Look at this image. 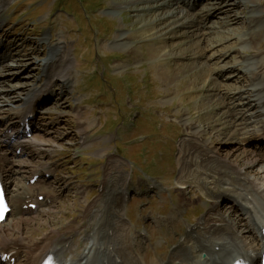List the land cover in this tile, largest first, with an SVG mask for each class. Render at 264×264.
I'll list each match as a JSON object with an SVG mask.
<instances>
[{
	"label": "rangeland",
	"instance_id": "obj_1",
	"mask_svg": "<svg viewBox=\"0 0 264 264\" xmlns=\"http://www.w3.org/2000/svg\"><path fill=\"white\" fill-rule=\"evenodd\" d=\"M15 1L18 3L14 5ZM117 1L122 2L120 9L115 8ZM126 1L0 0L6 7L1 18L5 26L0 23L4 26L0 28V42L6 47H0V55L8 56L1 73L9 82L8 91L0 96L3 111L20 105L35 88L43 87L46 77L40 66L53 45L61 46L57 56L65 54L68 58L70 54L72 61L66 71L70 82L64 85L55 76L50 89L57 95L41 103L42 109L34 119L37 131L29 139L34 142L27 141L22 150L11 146L8 157L0 159V166L7 164V169L9 160H16L14 170L22 160L26 168L19 169L15 178L24 183L36 165H55L49 175H41L40 184L36 183L38 193L53 194L55 201L42 200L29 215L16 216L11 211L1 223L4 230L0 241L20 237L26 242L18 258L21 264L25 263L27 246L53 231L59 233V246L72 240L71 249L61 258L65 264L80 256L84 242L91 241H85V236L96 225L92 221H103L100 230L110 221L97 186L104 176L114 187L122 188L129 181L132 196L116 215L120 211L118 215L124 218L127 210L132 223L127 218L121 221L126 228L120 231L127 230L124 236L117 235L128 242L127 236L146 229L147 243L142 244L145 249L140 255L146 264H162L187 221L212 215L208 212L225 219L223 225L234 229L249 254L256 247L251 232H256L254 221L262 222L257 218L259 208L264 213V166L260 160L251 166L248 161L264 150V142L255 136L264 116H257L258 112L255 115L260 99L254 95L260 88L257 82L264 84V72L254 69L255 63L264 61V0H256V6H251V0H240L238 5L236 0H227L234 8L225 13L216 12L214 0H202L197 7L188 8L191 17L197 18L195 24L192 21V26L186 27L167 26L165 12L172 7L162 6V0ZM256 15L260 19L250 22ZM194 25L201 27L196 31ZM44 33L47 41L40 40ZM119 33L126 35L116 40ZM59 63L60 59L55 66H63ZM10 119L0 120V132ZM78 134H84L83 144ZM192 143L197 144L193 152L188 146ZM0 144L4 149L6 145ZM206 146L214 152L203 155ZM218 156L236 162L240 171L235 173L227 165H220L223 168L219 170ZM244 171L251 172L245 182L241 175ZM151 178L161 182L150 192L152 197L136 195L132 186L150 182ZM24 183L19 188L26 186ZM142 185L141 191L146 190L147 185ZM68 186L70 189H66ZM211 189L250 204L254 221L240 212L233 199L210 195ZM179 190L193 203L187 205L185 215L183 211L167 234L156 223L178 202ZM132 197L139 198L132 202ZM210 201H214L213 210ZM96 210L101 217L94 215ZM247 224L251 232H247ZM100 232L97 241L103 239ZM116 237L113 242L119 245ZM123 251L138 264L134 252ZM187 252L184 248L181 253Z\"/></svg>",
	"mask_w": 264,
	"mask_h": 264
},
{
	"label": "bare ground",
	"instance_id": "obj_2",
	"mask_svg": "<svg viewBox=\"0 0 264 264\" xmlns=\"http://www.w3.org/2000/svg\"><path fill=\"white\" fill-rule=\"evenodd\" d=\"M136 1H139V0H127L125 2V4L133 3ZM200 1H202V0H162V6L172 7L171 10H166V12H165L166 17H167V19H165V23L168 22L167 26H169L170 24L171 25L175 24L176 26L181 25L183 27L192 26V21L194 20V18H197V17L196 16L191 17V15L189 14L188 8L189 7L190 8L197 7L198 6L197 4H199ZM239 2H241V1L236 0V5H238ZM121 3L122 2H119V1L115 2V8L120 9ZM250 3H252L251 6H256V0H251ZM213 4L216 6L214 8H216L217 13L229 12L234 8L233 6H231L230 3L227 2V0H214ZM150 7L153 8L152 6H150ZM3 8L5 9L6 7L3 5H0V23H1V26L4 24V22L1 21V18L3 15L2 12L4 11ZM209 9L212 10L213 8H209ZM257 10H259V9H257ZM257 17L258 16L256 15V17L250 18V22H253L255 20L257 21L260 19ZM193 24H195V22ZM198 25H194V26H196V31L199 30V28L201 27V26L198 27ZM1 26H0V28L4 29L5 24L3 27H1ZM124 35H126V33H119L118 35H116V40L122 39L124 37ZM201 35H202V32L199 34L200 38L202 37ZM42 39L47 41L48 35L46 33H44L43 36L40 38V40H42ZM247 43H249V42H247ZM3 45H4L3 43H0V47ZM52 50L53 51L50 52L51 53L50 56L48 55L49 57L46 58L44 60V63L40 66V70L41 71L43 70L45 72V77H46L44 82L42 81L43 87L39 88V86H38V88H35L33 92L29 93L25 98H23V101L20 105H18V104L15 106L12 105L8 109V111L7 110L3 111V109L0 107V120H4L5 118H8V117L12 118L14 115H15V117L26 116L30 112H38L39 113L40 110L42 109L41 102H43V101H40L41 98L48 96V99H50L52 95H57V93H54L55 91L50 89V86L52 85V82L55 81V78L56 77L60 78L61 83H63L64 85H66L70 82L71 76L69 73L66 72L68 70V68H70L72 66L71 56H70L69 52L66 53V54H69L68 58L65 56V54L57 56V52H59L61 50V46L59 45V43L53 45ZM3 56L4 55H0V96H2L5 92H7L8 88H9V87L7 88V85L9 84V82H7L8 78L5 77L6 75L3 76V74L1 73V70H2L1 68L4 66L5 59H6V58H3ZM58 59H60L59 64H62L63 66H55ZM66 62H67V64L64 65ZM252 62H256V60H254ZM257 62H259V61H257ZM262 62L263 63H261V64H260V62L255 63L256 66L254 67V69H255V71L258 70L257 73H263L264 72V61H262ZM55 68L58 70L55 71ZM255 79H256V77H255ZM255 79H254V81H255ZM257 84L258 85L260 84V88H258V89L256 88L257 90H256L254 95H255V99H257V100L260 99L259 100L260 110L255 111V113L258 112V115H257V113L256 114L254 113V114L257 116H262V113H263V116H264V86H263L264 84L261 81H258ZM254 86H255V84H254ZM59 94H62V92ZM37 101H39V102H37ZM250 117H251V115H250ZM18 121H19V119L16 120L14 118L9 120L8 124L10 123V125L8 127H6L5 130L0 132V142L6 145V146L3 145L4 149H0V152H2V151L5 152L3 154L0 153V159H6L8 157V150L7 149H9L11 146H15V149H23V146L25 144H29V143H26L27 141L34 142V139L29 140L31 137L27 138L28 135L25 136V135L19 134ZM79 130H81V129L79 128ZM36 131H37V129H36ZM193 131H195V130H193ZM194 133L195 132H193L192 134H194ZM255 136H256V138H260V139L262 137L264 138V120H262L258 123V127H257V131H256ZM11 139H13V140H11ZM35 142L39 143L38 141H35ZM0 146H1V144H0ZM188 146H190L189 151H192L197 146V144L192 143V145L190 144ZM206 147H207V149H206ZM206 147L204 148L205 154H203V155H207L208 153L214 152V149L211 148V146H206ZM215 152H216V150H215ZM217 153H218V150H217ZM13 156L16 157L15 154ZM263 159H264V156L262 157V160ZM7 160H9V159H7ZM259 160H261V159L259 158V156L257 154L256 157H254L253 159L248 161V164H249V166H251ZM9 161H10V165H9L8 169H7V166H8L7 164L3 168H2V166H0V177L2 176V178H4V179H2L3 186L5 189H7L9 191V197H8L9 200L8 201H9V204L11 207L10 212L14 211L16 214H18L16 216L29 215V214L33 213V210L31 209V207H29V205H30L29 203H37V205H41V203H42V201L37 200L38 194H36V193H38V191H39V186L36 185V183L33 184V186H30L29 182H27V183L17 182L15 175L17 173H19V171H20L19 169L25 170V168H26L25 163H22V160H18L17 163H19V161H20L19 164H21V165H18V169L14 170L13 166H14V161H16V160H14V161L9 160ZM220 165H224V167L227 165L230 168L235 169V173L237 171H240V169H241L238 167L236 162H234L232 160L229 161L228 158L224 157V156H218L217 157V167L219 166L218 167L219 170L222 167ZM263 166H264V164H263ZM6 169H7V172H3ZM51 169H52L51 163L38 164L33 169V172L30 175L28 174L29 177L28 176H27L28 178L26 177L27 181L34 174H39V176H40L42 171L43 172H49ZM21 172H24V171H21ZM245 173H247L248 176H245ZM250 173L251 172H245L244 171L241 174V175H243V178H242L243 182L246 181V179L249 177ZM12 178L14 179L13 184H11L13 182ZM251 181H252V178H251ZM37 182H39V181L37 180ZM107 182L108 181H105V179H104L101 183V185H102V191H101L102 192V199L101 200L105 201L104 207L106 209L107 214H109L110 221L105 223L104 230H100V227H103V223H102L103 221L102 222H99V220L97 222L92 221V223L93 224L95 223L96 225L92 226L91 232L88 234V237H87V235L85 236V241H86V239L91 240V241L88 242V244L84 242L82 252L78 254V256L79 255L80 256L76 257V258L75 257L72 258V260L68 264H137V262L135 260L131 261L130 257H128L124 251L122 252V250H124V249L125 250L127 249L129 252H134L135 256H137L138 259L140 258L141 262L143 264H146V262L140 257V255L143 256L142 250L145 249V246H143L142 245L143 243H141L139 240H143L145 238V236H147V230L145 233L140 232V230L133 232L130 236H127V239L129 240L128 242H127L126 238L124 239V241L121 239L122 236L125 235V231L127 229L120 231V228L121 227L126 228V225H125V223H123L125 221H124V218L122 217V214L121 215H118V214L121 211L119 208L122 205H123V207L125 205L124 195L128 192V189H129V188H127L128 182H125L124 183L125 185L122 188H120L118 186H116V187L111 186V184L110 183L107 184ZM20 183H24L26 186H23V188L21 189V188H19ZM142 183L143 182H138L136 184V186H134V190H136V193L137 194L149 193V191H141L142 189H140V184H142ZM15 184H17V185H15ZM152 184L155 185V189H156V188H158V186L161 183L156 181V182H150L147 185L149 186ZM11 186H13V188L16 187L17 189H15V188L11 189ZM187 186H189V185H187ZM187 186L185 188H187ZM27 188H28L29 192L27 191ZM17 191L18 192L20 191V192L18 193ZM137 191H139V192H137ZM182 193L183 192H180V190H179V196L180 197L178 198V202L174 205L172 210L168 212L167 217H165L164 219H161L160 221H158L156 223L157 227H159V228L164 227L167 234H168L167 230H169V229L173 230V228L176 226V222L179 221L178 218H179V215L182 213V209H187L188 206L193 203L192 200L186 199L183 196H181ZM212 193L215 194V196L217 195V197L224 196L226 194L224 191H219V189H211L210 195H212ZM44 197L46 198L45 202H47V201L51 202V200L53 201L56 198L55 195H53V194L49 195L47 192H44ZM227 197L235 198L236 201L238 202L239 206L243 208V211L245 212L244 214L245 215L247 214L251 218V220L254 221L252 218V214L250 213V204L246 205V202L245 203H243V201L239 202V200H238L239 198H236V196H234L232 194H231V196H227ZM209 203L211 205L213 203V201H210ZM209 203H208V205H209ZM209 207H210V210H213V208H214V206H209ZM118 209L120 211H119V213L117 212V215H116V210H118ZM98 210H96L94 212V215H97ZM213 214H215V213H212V215L206 214V216H204L202 218H198L196 220L198 222H196L194 224H191V223L187 224V226L191 227V230L190 231L185 230V231H183L182 234H180L181 236H184V241L180 242L179 240H177L174 248L169 249V253L170 252L171 253H170L169 257L166 258L167 261L165 259H163L164 261L162 260L163 261L162 264H232L235 261H237V262L243 261V262L248 263V264H257L258 256H259V254H261L263 252V249H264V238L261 235V231L263 232L262 227L264 225L256 226L257 230H259V233L253 234L250 231L251 229L249 228V225L247 224L248 225V227H247L248 231L247 232H251V236L253 237L254 241L256 242V247L253 249V254L250 255V254H248V252L246 250L243 249V243L241 242V239L237 236V233L235 234L234 229L232 227H230V225L229 226L228 225H222L221 222L222 221L224 222L225 219H223L221 217L216 218V216H213ZM97 216L101 217V213H99ZM93 218H95V216ZM102 218L104 219V215L102 216ZM5 219H7V218H5ZM105 221H107V220H104V222ZM121 221H123V222H121ZM2 222H0V233L1 232L3 233V230H4V227H1ZM255 225H256V223L252 225L253 228H255ZM244 226H245V224H244ZM100 231L102 232L103 239L101 241H97V238H98L97 236L99 235L98 232H100ZM53 232L55 233V231H53ZM101 232H100V234H101ZM54 233H51V235L49 234V236L48 235L44 236L41 239V241H37L35 245L27 246L28 244H26L28 250L25 251L26 257H25V263L24 264H41L42 260L44 259V256L47 253H50L57 258H61V257L63 258L64 254L66 252H68V250H70L71 247L65 248L64 245L59 246L57 244V242L59 240V238H58L59 233H57L58 237ZM91 233H93V234L91 235ZM117 233H120V235H122V236H120V238H119V235H117ZM96 234H97V236H96ZM195 234H196V236H195ZM115 237H116L115 241L119 240V245L115 244L113 242ZM92 240H94V243ZM24 242L25 241L20 237L9 238V239L3 238L0 241V253H3L4 256L9 258V260L13 258L15 260L14 264H19L16 262H17L18 255L20 254V252L22 251V248L24 247ZM126 244H128V245L126 246ZM252 246H253V244H252ZM184 248H187V250H188L186 255H183L181 253ZM135 250H141V252L138 251V253H136ZM10 252H12L13 255L10 256ZM202 252L205 253L204 254L206 256L205 258H201ZM164 255H166V252ZM116 258H119L118 262L116 261ZM94 259H95V263L93 262ZM176 260H180V261H178V263H175ZM3 264H8V263L5 262ZM63 264H64V262H63Z\"/></svg>",
	"mask_w": 264,
	"mask_h": 264
}]
</instances>
